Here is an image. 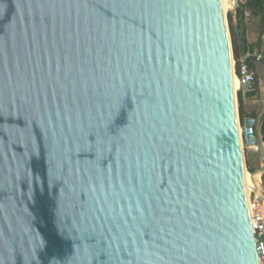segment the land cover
<instances>
[{
    "label": "water",
    "instance_id": "obj_1",
    "mask_svg": "<svg viewBox=\"0 0 264 264\" xmlns=\"http://www.w3.org/2000/svg\"><path fill=\"white\" fill-rule=\"evenodd\" d=\"M238 121L224 0H0V264H260Z\"/></svg>",
    "mask_w": 264,
    "mask_h": 264
},
{
    "label": "built area",
    "instance_id": "obj_2",
    "mask_svg": "<svg viewBox=\"0 0 264 264\" xmlns=\"http://www.w3.org/2000/svg\"><path fill=\"white\" fill-rule=\"evenodd\" d=\"M228 1V0H227ZM246 0H237L238 6L244 3ZM228 10L231 8V4L228 2ZM249 12L244 11V19L248 20ZM264 54V49L261 46L260 50L254 52L252 50H247L240 58V64L238 71H235V77L238 81V88L236 92L242 87L247 90H253L256 87V76L252 68L249 67L248 63L245 62L246 59L258 60ZM235 64V61H234ZM235 70V68H234ZM257 119L254 116L247 117L243 123L238 121L239 133L241 138V143L246 147H249L252 151L258 152V146L256 143L254 135V126L256 125ZM249 205L251 211V223L253 229V235L255 238V247L257 252V257L260 264H264V207L263 201L254 198L251 193H249Z\"/></svg>",
    "mask_w": 264,
    "mask_h": 264
},
{
    "label": "trees",
    "instance_id": "obj_3",
    "mask_svg": "<svg viewBox=\"0 0 264 264\" xmlns=\"http://www.w3.org/2000/svg\"><path fill=\"white\" fill-rule=\"evenodd\" d=\"M244 11L249 12V18L252 15H257L259 17V26H258V43H257V48L260 46L263 47L264 49V39L262 38V35L264 34V0H246L244 3H241L238 8H237V21L238 25L243 26V32H242V37L241 39L238 38L234 24H233V16L230 11L227 13V20H228V26H229V31H230V41H231V48H232V57L235 61L234 68L235 71H238L239 64H240V58L242 55L249 49L252 50L245 37V30L248 25V20L244 19ZM254 51V50H252ZM264 60V54L260 57L258 60L252 59H246L245 62L248 63L250 68H253L256 63L261 62ZM250 94H253V91H250ZM237 101H238V115H239V120L241 123L244 122V116L242 113V107H241V90L237 91ZM255 117V113L253 114ZM264 116V115H263ZM260 134L262 136L263 142H264V117L261 122L260 126ZM247 169L249 172L254 171V167L251 165L250 161L248 159L245 160ZM263 183H264V173L262 175Z\"/></svg>",
    "mask_w": 264,
    "mask_h": 264
},
{
    "label": "crops",
    "instance_id": "obj_4",
    "mask_svg": "<svg viewBox=\"0 0 264 264\" xmlns=\"http://www.w3.org/2000/svg\"><path fill=\"white\" fill-rule=\"evenodd\" d=\"M258 26L259 17L257 15H252L250 19H248V25L245 30V37L248 45L252 47L251 49L254 50V52L259 51L261 48V46L257 48L259 37ZM262 38L264 39V34L262 35ZM252 69L256 76V87L253 90H247L245 87H242L240 89L241 107L244 119L249 116H253V114L255 113V117H258L260 123L262 122V119L264 117V60L256 63ZM250 91H253V94H250ZM247 148L251 150L249 147Z\"/></svg>",
    "mask_w": 264,
    "mask_h": 264
},
{
    "label": "rangeland",
    "instance_id": "obj_5",
    "mask_svg": "<svg viewBox=\"0 0 264 264\" xmlns=\"http://www.w3.org/2000/svg\"><path fill=\"white\" fill-rule=\"evenodd\" d=\"M226 10V16H227V13H228V8L225 9ZM228 21V20H227ZM229 27V26H228ZM230 32V31H229ZM236 107H238V102H237V92H236ZM242 150H243V153H244V164H245V171L248 172V173H251L249 172V170L247 169V166H246V163H245V160L248 159L251 163V165L254 167V169H257L260 165H261V160L259 159V155L257 152H254L252 150H249L244 144H242ZM262 180V178H261ZM262 186H263V190H264V184H263V180H262ZM252 191V189H249L248 193ZM263 207H264V201H263Z\"/></svg>",
    "mask_w": 264,
    "mask_h": 264
},
{
    "label": "bare ground",
    "instance_id": "obj_6",
    "mask_svg": "<svg viewBox=\"0 0 264 264\" xmlns=\"http://www.w3.org/2000/svg\"><path fill=\"white\" fill-rule=\"evenodd\" d=\"M224 5H225V9H227L228 7V1L224 0ZM236 80V89L238 88V81L235 77ZM246 174V181H247V192L249 191V189H252L253 191H255L256 193H259L260 191V182H259V174H255L254 176H252L250 173L245 172ZM249 195V193H248Z\"/></svg>",
    "mask_w": 264,
    "mask_h": 264
}]
</instances>
